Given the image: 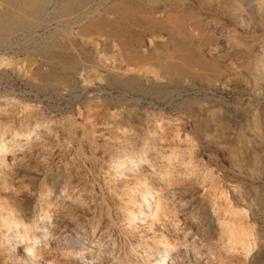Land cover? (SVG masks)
<instances>
[{
  "label": "rangeland",
  "instance_id": "1",
  "mask_svg": "<svg viewBox=\"0 0 264 264\" xmlns=\"http://www.w3.org/2000/svg\"><path fill=\"white\" fill-rule=\"evenodd\" d=\"M0 134L16 164L0 207L33 232L65 214L36 260L0 264H73L68 228L90 264H158L161 238L171 264H264V0H0ZM157 185L175 227L147 211L131 235L129 206ZM231 223L246 247L225 243Z\"/></svg>",
  "mask_w": 264,
  "mask_h": 264
},
{
  "label": "bare ground",
  "instance_id": "2",
  "mask_svg": "<svg viewBox=\"0 0 264 264\" xmlns=\"http://www.w3.org/2000/svg\"><path fill=\"white\" fill-rule=\"evenodd\" d=\"M27 2V1H26ZM36 5V4H35ZM15 22V21H14ZM8 23V22H7ZM3 25V24H2ZM6 26V25H5ZM4 26V27H5ZM139 57V56H138ZM141 58V57H140ZM150 116V115H149ZM157 125V124H156ZM33 126H34V124H33ZM108 127V126H107ZM158 127V126H157ZM169 127V126H168ZM107 129V128H106ZM109 130V129H108ZM159 132H160V130H159ZM21 134V133H20ZM35 134V133H34ZM38 134V133H37ZM28 134H25L24 136H27ZM120 135V134H119ZM123 135V134H122ZM125 135V134H124ZM127 135H128V133H127ZM126 135V136H127ZM135 135H137V134H135ZM8 135H1L0 134V144L2 145H0L1 147H0V149L2 150V155H3V153H4V150H8V148H4L3 147V144L5 143V138L7 137ZM40 136V135H39ZM162 136V135H161ZM166 136H168V135H166ZM23 137V136H22ZM104 137V136H103ZM130 137V136H129ZM136 137V136H135ZM121 138V137H120ZM142 138V137H141ZM167 138V137H166ZM28 139V138H27ZM37 139H39V138H37ZM165 139V138H164ZM50 140V139H49ZM126 140V139H125ZM163 140V139H162ZM39 141V140H38ZM42 141V140H41ZM130 141V140H129ZM142 141V140H141ZM2 142V143H1ZM40 142V141H39ZM44 142V141H43ZM46 143V142H45ZM131 143V142H130ZM7 144V143H6ZM9 144V143H8ZM126 144V143H125ZM171 144V143H170ZM34 145V144H33ZM38 145V144H37ZM127 145V144H126ZM35 146V145H34ZM39 147V146H38ZM131 147V146H130ZM134 147V146H133ZM42 148V147H41ZM11 149V148H10ZM15 149V148H14ZM40 149V148H39ZM41 150V149H40ZM24 151V150H23ZM22 151V152H23ZM36 151V150H35ZM140 151V148H138L137 150H136V152L138 153ZM10 152V151H9ZM130 152V151H129ZM132 152V151H131ZM156 152H157V150H156ZM1 153V152H0ZM21 153V152H20ZM19 154V153H18ZM157 154H158V152H157ZM140 155V154H139ZM153 157H155V154L153 153ZM176 155H177V153H176ZM182 156V155H181ZM17 157V156H16ZM135 157V156H134ZM138 157V156H137ZM157 157V156H156ZM158 157H159V160L161 159L162 160V158H164L165 159V161L166 162H168L169 161V159L171 160V158L170 157H172V158H174V155L173 156H171V155H164L163 154V152H159V154H158ZM176 157V156H175ZM178 157V156H177ZM185 157V156H184ZM131 158V157H130ZM186 158V157H185ZM7 159V158H6ZM14 156H11V157H9V160H11V162H10V164L9 163H6V162H4V156H2L1 157V160H0V187H6L5 185H6V183H10V184H12L13 182H14V177H16V176H14V166L16 165H14ZM153 159V158H152ZM155 159V158H154ZM157 159V158H156ZM155 159V160H156ZM175 159V158H174ZM8 160V159H7ZM8 160V161H9ZM173 160V159H172ZM175 160H177V159H175ZM174 160V161H175ZM179 160V159H178ZM177 160V161H178ZM187 160V159H186ZM189 160V161H188ZM186 162L187 163H190L191 161H190V159H188ZM156 161H158V159L156 160ZM164 161V163H166ZM177 161L176 162H174V165L175 164H177ZM18 162V161H17ZM140 162V161H139ZM139 162H135L134 164H138ZM153 162V161H152ZM151 162V163H152ZM182 162V161H181ZM185 162V161H184ZM155 163V162H154ZM163 163V162H162ZM22 164H24V163H22ZM115 164V163H114ZM116 164H118V163H116ZM145 164V163H144ZM190 164H192V162L190 163ZM24 165H26V164H24ZM178 165H181V164H178ZM178 165H176V166H178ZM185 165V164H184ZM186 165H188V164H186ZM131 166V165H130ZM140 166V165H139ZM151 166V165H150ZM171 166V165H170ZM175 166V167H176ZM189 166V165H188ZM171 167H173V166H171ZM187 167V166H186ZM178 168H179V166H178ZM182 168V167H181ZM185 168V167H184ZM16 170L18 169V168H15ZM142 169V168H141ZM141 169H137L138 171L136 172L137 173V175L140 177H142V178H144V179H146L147 177H146V175H151V176H154L155 178H157V179H159L160 178V176H157V174L155 173V171H154V169L153 168H148V170H141ZM176 169V168H175ZM190 169H194V168H190ZM158 170V169H157ZM160 170V169H159ZM177 170V169H176ZM179 170H180V168H179ZM135 171V169L133 170V172ZM123 171H121V173H122ZM192 172V171H191ZM116 173H118V172H116ZM120 173V172H119ZM120 173V174H121ZM126 173H128L127 172V170H126ZM132 173V172H131ZM193 173V172H192ZM205 173V172H204ZM123 174V173H122ZM121 174V175H122ZM129 174V173H128ZM133 175H134V173H132ZM180 174V173H179ZM117 175V174H116ZM115 175V176H116ZM125 175V174H124ZM131 175V174H130ZM132 175V176H133ZM159 175H161V174H159ZM171 175V174H170ZM177 175V174H176ZM126 176H128V175H126ZM131 176V177H132ZM164 176V175H163ZM169 176V175H168ZM182 176V175H181ZM120 177V176H119ZM118 177V178H119ZM122 177V176H121ZM134 177V176H133ZM136 177V176H135ZM114 178V177H113ZM117 178V177H116ZM117 178V180H119ZM122 178H125V177H122ZM181 178V177H180ZM185 178V177H184ZM126 179V178H125ZM128 179V178H127ZM156 179V180H157ZM165 179V178H164ZM187 179H190V178H187ZM208 179V178H207ZM121 180V179H120ZM119 180V181H120ZM136 180V179H135ZM167 180V179H166ZM165 180V181H166ZM200 180V179H199ZM141 181V180H140ZM170 181V180H169ZM123 182H124V180H123ZM122 182V183H123ZM151 182H153V180L151 181ZM173 182H175V181H173ZM188 182H190V180L188 181ZM186 180H185V184H187L188 183ZM200 182H201V180H200ZM120 183V182H119ZM125 183H126V181H125ZM127 183H128V180H127ZM126 183V184H127ZM181 183V182H180ZM179 183V184H180ZM10 184H9V186H10ZM138 184V183H137ZM142 184V183H141ZM152 184V183H151ZM156 184V183H155ZM158 184V183H157ZM168 184V183H167ZM189 184V183H188ZM206 184V183H205ZM208 184V183H207ZM210 184V183H209ZM15 185H16V188H17V186H18V184H16L15 183ZM21 185V184H20ZM115 185V184H114ZM124 185V184H123ZM122 185V186H123ZM128 185V184H127ZM131 185V184H130ZM177 185V184H176ZM183 185V184H182ZM191 185V184H190ZM211 185H215V184H211ZM126 186V185H125ZM124 186V187H125ZM138 186H139V184H138ZM138 186H137V188H138ZM162 186V185H161ZM200 186V185H199ZM205 186V185H204ZM196 187V186H195ZM9 188V187H8ZM14 188V187H13ZM158 188H160L159 187V185H157V188L156 189H153V190H150L149 188H146V189H143L142 190V193H140L141 194V201L139 202V201H134V202H132V204L129 206V211H130V214L126 217V224H127V227H128V230H129V232L131 233V235H135V233H136V229L134 228L135 227V225H131V222L132 221H134V220H139L141 217H143V213L144 212H147L148 211V215H147V222L148 223H152V222H156V221H161V224L164 226V227H166L167 229L166 230H168V228H174L175 227V223H173L171 220H169V218H167L168 216H167V214H166V212L164 211V205H166L167 206V204H165V199L164 198H167L168 199V196L166 197L165 195H167V193H165L164 191H161L160 189H158ZM162 188V187H161ZM172 188V187H171ZM178 188V187H177ZM20 189H22V187L20 188ZM175 189V188H174ZM200 189V188H199ZM203 189H205V188H202L201 190H203ZM11 190H13L12 189V186H11ZM130 190H131V188H130ZM141 190V189H140ZM182 190V189H181ZM198 190V189H197ZM171 191V190H170ZM179 191V190H178ZM191 191V190H190ZM10 192H15V191H10ZM61 191L59 190V191H57L56 190V193L55 194H57V193H60ZM200 192V191H199ZM202 192V191H201ZM212 192V191H211ZM216 192V191H215ZM215 192H213V193H215ZM8 193V192H7ZM19 193V192H18ZM126 193H128V192H126ZM207 193V192H206ZM217 193V192H216ZM12 193H10V195H11ZM61 194V193H60ZM190 194V193H189ZM195 194V193H194ZM204 194V193H203ZM210 194V193H209ZM58 195V194H57ZM130 195V194H129ZM168 195H169V193H168ZM171 195V194H170ZM179 195H180V193H179ZM212 195V194H211ZM211 195H210V197H211ZM8 196H9V193H8ZM11 196H13V195H11ZM15 196V195H14ZM13 196V197H14ZM65 196V195H64ZM174 196V195H173ZM193 196V195H192ZM219 196V195H218ZM227 196V195H226ZM1 197V196H0ZM57 197V196H56ZM59 197V196H58ZM133 197V196H132ZM200 197H201V194H200ZM206 197V196H205ZM209 197V198H210ZM220 197H222L223 199H225V195L223 196V194L221 195V193H220ZM171 198H172V196H171ZM209 198H207V199H209ZM218 198V197H217ZM10 199H12V197H10ZM67 198H65L64 200H66ZM182 199V198H181ZM221 199V198H220ZM220 199H219V201H220ZM226 199H228L227 197H226ZM13 200V199H12ZM76 200V199H75ZM75 200H74V202H75ZM212 200H214V199H212ZM32 201V200H31ZM168 201V200H167ZM166 201V202H167ZM178 201V200H177ZM181 201V200H180ZM223 201H225V200H223ZM1 202H2V200H1ZM59 202V201H58ZM182 202V201H181ZM211 202V201H210ZM168 203V202H167ZM174 203H175V201H174ZM185 203V202H184ZM224 203V202H223ZM169 204V203H168ZM170 204H171V202H170ZM169 204V205H170ZM183 204V203H182ZM215 204V203H214ZM12 205V204H11ZM68 205V204H67ZM201 205V204H200ZM232 205V204H231ZM176 206V205H175ZM179 206V205H178ZM214 205H213V203H212V207L210 206V204L204 199V201H203V208H204V212L207 214V215H209V216H212L213 214H214V212H215V210L213 209L214 207H213ZM2 207V206H1ZM0 207V208H1ZM181 207V206H180ZM183 207V206H182ZM185 207V206H184ZM79 208V207H78ZM1 209H3V213L2 214H0V223L1 222H4V223H6L7 224V226L10 228V238L7 240V241H2V239H1V237H0V263H2L3 262V260H5L6 258L5 257H7L11 252H13L14 250H16V253H17V255H20V257L21 256H23V257H25L27 260H29V259H32V260H36V258H33L32 256H31V254H33L34 252H35V254L37 253V251L35 250L36 248H34V246H35V243L37 242V241H40L41 239L42 240H45L46 242H45V244L46 243H49L50 242V240L51 239H53V241H56V242H59V240L58 239H56V233L58 232V229H59V227L61 226V224L65 221V214L64 213H57V214H54V215H52V216H50L47 220L45 219V218H42L41 219V221L39 222V223H37V224H35L34 225V228H35V232H33L31 229V226H30V224L29 223H24V222H22V221H18V220H15L14 219V207H12L11 206V208H9L8 206L6 207H2ZM194 209H195V207H194ZM180 210V209H179ZM178 210V214L180 213V211ZM230 210V209H229ZM176 211H177V209H176ZM187 211V210H186ZM191 211V210H190ZM217 211V210H216ZM227 211V210H226ZM55 212V211H54ZM169 212V211H168ZM172 212V211H171ZM28 213V212H27ZM185 213V212H184ZM187 213V212H186ZM185 213V214H186ZM200 213V212H199ZM224 213H226V212H224ZM227 213H229V212H227ZM174 214V213H173ZM184 214V215H185ZM190 214V213H189ZM193 214V213H192ZM234 214H236V213H234ZM16 215V214H15ZM30 215V214H29ZM177 215V214H176ZM175 214H174V217L176 216ZM191 215V214H190ZM226 215V214H225ZM228 215V214H227ZM17 216V215H16ZM28 216V215H27ZM166 216V217H165ZM171 216H173V215H171ZM180 217V216H179ZM192 217V216H191ZM28 218V217H27ZM171 218V217H170ZM178 218V217H177ZM183 218V217H182ZM189 218V217H188ZM219 219H221V218H219ZM229 219H231V218H229ZM172 220H174L173 218H172ZM228 220V219H227ZM232 220V219H231ZM225 221V220H224ZM224 221H223V223H224ZM228 221H230V220H228ZM182 222V221H181ZM184 222V221H183ZM195 222V221H194ZM232 222V221H231ZM158 223V222H157ZM180 223V222H179ZM186 223V222H185ZM236 223H237V221H236ZM156 224V223H155ZM190 224V223H189ZM188 224V225H189ZM216 224V223H215ZM66 225V224H65ZM64 225V226H65ZM177 225V224H176ZM180 225V224H179ZM186 225H187V223H186ZM197 225V224H196ZM217 225V224H216ZM243 225V224H242ZM5 226V225H4ZM139 226V225H138ZM144 226V225H143ZM142 226V227H143ZM157 226V225H156ZM159 226V225H158ZM219 226V225H218ZM223 226V225H222ZM155 227V226H154ZM180 227V226H179ZM185 227V226H184ZM246 227V226H245ZM62 228V227H61ZM61 228H60V230H61ZM140 228V227H139ZM159 228H160V226H159ZM218 228V227H217ZM67 229V228H66ZM165 229V228H164ZM247 229V228H246ZM245 229V230H246ZM1 230V229H0ZM62 230H63V228H62ZM160 230V229H159ZM158 230V231H159ZM162 230V229H161ZM160 230V231H161ZM176 230V229H175ZM221 230V229H220ZM66 231V230H65ZM146 231V230H145ZM197 231H199V230H197ZM5 232V231H4ZM62 233H63V231H61ZM162 232V231H161ZM220 232V231H219ZM224 232H225V234H226V238H227V242H225V243H229L230 242V244L231 243H238V244H240V245H243L244 246V244H245V242H246V232L244 231V228H242V226H236V225H232V223H231V225L230 226H227V227H225V229H224ZM65 233V235H67V237L65 238V239H67V240H65L66 242V244L67 243H69V242H73V243H71L72 245L73 244H75V245H77V248H78V251H76L77 252V254H72V255H70V258H71V261H72V263L73 264H90V261H89V257H88V255H86V254H84L83 252H86L87 250H84L83 251V249H86L87 248V246H84L79 240H78V237H76V235H74L75 233H73L72 232V230L70 229V228H68L67 229V232H64ZM67 233V234H66ZM216 233V232H215ZM218 233V232H217ZM2 234V233H1ZM224 234V233H223ZM222 233H221V236L223 235ZM60 235H61V233H60ZM166 235V234H165ZM219 236V235H218ZM9 237V236H8ZM59 237H61V236H59ZM63 238H64V236H62ZM62 237H61V239H62ZM142 237V236H141ZM164 237V236H163ZM252 237V236H251ZM250 237V238H251ZM140 238V237H139ZM217 239V238H216ZM141 240V239H140ZM219 240V239H218ZM226 240V239H225ZM249 240V239H248ZM247 240V241H248ZM55 242V243H56ZM60 244V243H59ZM218 244V243H217ZM219 244H220V242H219ZM248 244H250V243H248ZM47 245V244H46ZM61 245V244H60ZM59 245V246H60ZM65 245V244H64ZM69 245H70V243H69ZM172 245V243H168V242H166V241H164V239L163 238H161V240H160V242H159V246L161 247V250H160V252H159V254H160V257H159V262H158V264H171V261H168L167 260V258H168V255H169V251H170V248L172 247L171 246ZM229 245V244H228ZM58 246V247H59ZM174 246V245H173ZM239 246V245H238ZM237 246V247H238ZM56 247H57V245H56ZM65 247V246H64ZM67 247V246H66ZM69 247V246H68ZM70 247H71V245H70ZM244 247H246V245L244 246ZM249 247V246H248ZM55 248V247H54ZM74 248V247H73ZM72 247H71V249H73ZM75 248H76V246H75ZM76 248V249H77ZM240 248V247H239ZM61 249V248H60ZM69 249V248H68ZM67 249V250H68ZM70 249V250H71ZM87 249H89V248H87ZM43 250V249H42ZM41 250V251H42ZM50 250V249H49ZM52 250V249H51ZM75 250V249H74ZM225 250V249H224ZM236 251H239V250H237L236 249ZM52 252V251H51ZM225 252V251H224ZM65 253V252H64ZM89 253V252H88ZM12 254H14L15 255V253H11L10 255H12ZM43 255H44V253H42ZM53 254V253H52ZM247 254V253H246ZM46 255V254H45ZM63 255H65V254H63ZM233 255H234V253H233ZM47 256H49L48 254H47ZM51 256V255H50ZM240 256V255H239ZM14 257V256H13ZM20 257H18V258H20ZM39 257V256H38ZM237 257V256H236ZM235 257V258H236ZM9 258V257H8ZM7 258V259H8ZM240 258H241V256H240ZM240 258H238V259H240ZM11 259V258H10ZM9 259V260H10ZM62 259V258H61ZM234 259V258H233ZM241 259H243V257L241 258ZM11 260H14V258L13 259H11ZM19 260V259H18ZM21 260V259H20ZM38 260H39V258H38ZM43 260V259H42ZM64 260V259H63ZM244 260V259H243ZM23 261H26L25 259L23 260ZM30 261V260H29ZM67 261V260H66ZM6 262V261H5ZM10 262V261H9ZM28 262V261H27ZM26 262V263H27ZM33 262V261H32ZM31 262V263H32ZM39 262V261H38ZM175 262V261H174ZM34 263H37V262H34ZM30 264V263H29ZM39 264V263H38ZM41 264V263H40ZM67 264H68V262H67ZM70 264V263H69ZM175 264V263H174Z\"/></svg>",
  "mask_w": 264,
  "mask_h": 264
}]
</instances>
